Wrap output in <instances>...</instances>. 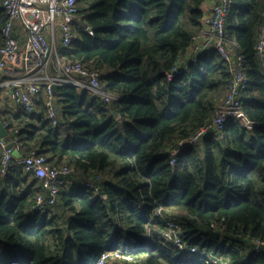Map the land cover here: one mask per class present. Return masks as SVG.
Returning a JSON list of instances; mask_svg holds the SVG:
<instances>
[{"label": "trees", "instance_id": "obj_1", "mask_svg": "<svg viewBox=\"0 0 264 264\" xmlns=\"http://www.w3.org/2000/svg\"><path fill=\"white\" fill-rule=\"evenodd\" d=\"M203 2L78 0L75 37L58 54L100 69L103 88L118 98L107 102L60 84L59 124L45 117L42 97L33 111L16 107L1 120L9 135L19 130L20 155L35 148L79 176L100 173V190L64 187L38 212L31 209L38 180L19 163L0 171V264H96L106 250L132 255L114 264H208L155 230L158 205L174 211L189 244L230 264H264V248L253 242L264 239V57L256 49L264 0H232L225 23L243 57L242 106L252 127L229 117L221 135L207 132L171 162L177 141L212 121L232 77V63L215 48L166 76L199 32ZM49 68L55 73V60ZM57 204L66 213L62 223L49 216Z\"/></svg>", "mask_w": 264, "mask_h": 264}, {"label": "built area", "instance_id": "obj_2", "mask_svg": "<svg viewBox=\"0 0 264 264\" xmlns=\"http://www.w3.org/2000/svg\"><path fill=\"white\" fill-rule=\"evenodd\" d=\"M232 0H204L201 5L202 17L199 32L193 42L178 55L174 66L166 71L172 79L208 48L217 49L222 56L232 63V77L227 92L212 121L202 126L193 136L181 138L171 150L175 161L180 150L189 144H197L209 131L221 135L226 120L237 118L243 126L252 127L253 122L243 111L242 94L248 78L243 65V57L234 52L236 45L227 38L225 23ZM1 6L6 13V20L1 28L0 74L6 70L12 77L0 81V89L9 95L16 107L29 112L36 108L39 97L43 98L45 117L53 124H59V108L53 85L69 84L88 90L92 97L110 102L117 99L103 88L100 81L102 71L88 68L80 61H63L58 54L60 44L67 47L75 37L74 25L78 21V0H2ZM19 25V35L17 31ZM93 35L90 26H82ZM258 53L264 57V21L260 26L256 42ZM55 55V73L49 72L52 55ZM7 130L9 124H3ZM18 129L8 138L0 137V171L7 173L16 163L34 176L40 186L35 194L31 209L46 212L57 200L64 187H87L94 192L100 190L102 175L79 176L75 167L65 162L52 163L48 157L33 148L25 155L16 156L14 149L19 148ZM12 142V147H6ZM174 211L164 205L154 209V217L161 224L155 230L175 249L195 254L208 264H230L226 256L189 244L181 235V228L176 221ZM254 249L264 248V239H254ZM131 260L132 255L120 250L103 251L96 264H114L117 260Z\"/></svg>", "mask_w": 264, "mask_h": 264}, {"label": "crops", "instance_id": "obj_3", "mask_svg": "<svg viewBox=\"0 0 264 264\" xmlns=\"http://www.w3.org/2000/svg\"><path fill=\"white\" fill-rule=\"evenodd\" d=\"M17 31L19 35V25H17ZM12 75L10 74L9 71L6 70L5 72L0 74V81L12 77ZM4 91L0 89V121L1 122H2L1 118L10 116L11 112H13L16 109V106L11 101L9 95L6 94L7 92L5 93Z\"/></svg>", "mask_w": 264, "mask_h": 264}, {"label": "rangeland", "instance_id": "obj_4", "mask_svg": "<svg viewBox=\"0 0 264 264\" xmlns=\"http://www.w3.org/2000/svg\"><path fill=\"white\" fill-rule=\"evenodd\" d=\"M58 45H60V44H58ZM54 60H55V55L53 54V55H52V60H51L50 63H52ZM49 69H50V68H49ZM49 72H51V71L49 70ZM6 97H8V96H6ZM7 136H8V132H7ZM65 214H66V213L63 212V209L59 206V204H57L56 206H54V207L50 210V214H49V216H52V215L56 216L57 218H59L60 222L62 223L63 220H64V217H65ZM67 215H68V214H67Z\"/></svg>", "mask_w": 264, "mask_h": 264}, {"label": "water", "instance_id": "obj_5", "mask_svg": "<svg viewBox=\"0 0 264 264\" xmlns=\"http://www.w3.org/2000/svg\"><path fill=\"white\" fill-rule=\"evenodd\" d=\"M57 86H58L57 84H54V85H53L54 93H56V88H57ZM0 137L8 138V137H7V130L4 128V126H3V124H2L1 121H0ZM12 146H13V143H12V142H8V144H7L6 147H12ZM13 152H14V154H15L16 156H19V155H20L17 149H14Z\"/></svg>", "mask_w": 264, "mask_h": 264}]
</instances>
